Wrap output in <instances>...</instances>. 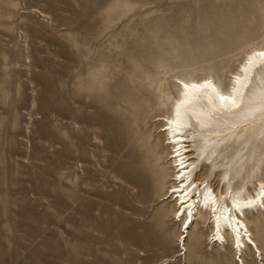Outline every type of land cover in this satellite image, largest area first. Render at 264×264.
Segmentation results:
<instances>
[{
    "label": "rangeland",
    "instance_id": "obj_1",
    "mask_svg": "<svg viewBox=\"0 0 264 264\" xmlns=\"http://www.w3.org/2000/svg\"><path fill=\"white\" fill-rule=\"evenodd\" d=\"M263 43L264 0H0V264H237L204 212L180 251L157 117L175 76L225 88ZM247 221L264 264V210Z\"/></svg>",
    "mask_w": 264,
    "mask_h": 264
},
{
    "label": "bare ground",
    "instance_id": "obj_2",
    "mask_svg": "<svg viewBox=\"0 0 264 264\" xmlns=\"http://www.w3.org/2000/svg\"><path fill=\"white\" fill-rule=\"evenodd\" d=\"M259 53H264V43L244 52L225 88L211 74L175 76L177 95L169 111L157 117L170 148L173 183L165 198L174 203V220L181 222L180 251L187 253L191 229L204 212L209 245L225 246L229 236L237 264H246L249 248L263 260L247 221L249 213L264 210V150L258 151L259 144L264 145V57ZM217 154L230 161L220 193L198 177L199 166L214 167Z\"/></svg>",
    "mask_w": 264,
    "mask_h": 264
},
{
    "label": "snow or ice",
    "instance_id": "obj_3",
    "mask_svg": "<svg viewBox=\"0 0 264 264\" xmlns=\"http://www.w3.org/2000/svg\"><path fill=\"white\" fill-rule=\"evenodd\" d=\"M260 56L264 57V53H259ZM187 87V85H185ZM221 99H225L224 97H221Z\"/></svg>",
    "mask_w": 264,
    "mask_h": 264
}]
</instances>
